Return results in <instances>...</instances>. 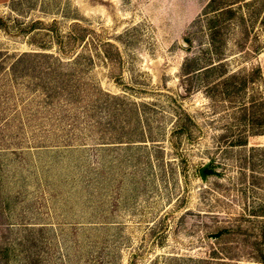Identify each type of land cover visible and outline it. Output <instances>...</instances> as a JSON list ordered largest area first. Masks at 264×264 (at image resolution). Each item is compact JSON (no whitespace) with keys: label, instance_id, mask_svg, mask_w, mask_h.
Segmentation results:
<instances>
[{"label":"rangeland","instance_id":"374dc122","mask_svg":"<svg viewBox=\"0 0 264 264\" xmlns=\"http://www.w3.org/2000/svg\"><path fill=\"white\" fill-rule=\"evenodd\" d=\"M210 1L0 0V264H264V0Z\"/></svg>","mask_w":264,"mask_h":264},{"label":"trees","instance_id":"16d2710c","mask_svg":"<svg viewBox=\"0 0 264 264\" xmlns=\"http://www.w3.org/2000/svg\"><path fill=\"white\" fill-rule=\"evenodd\" d=\"M213 0H211L209 2L210 5V10H213V14L211 15V17L208 20L207 23V27H208V31H209V38L212 41L213 37H214V29H215V25L216 23L219 21V19L223 18V17H229L234 15L235 11L234 8L230 5V3H232L233 1H223L220 3V5L216 6L217 4H213L212 3ZM219 66L215 65V64H210L207 66H203L202 69H204V71H207L209 69L215 68ZM259 68L257 66L251 68L243 78H241L239 81H232L231 78L233 76V74H229L228 76L224 77V78H219L218 80H216L215 82H213V84L215 86H218V88L221 89L222 93L224 95H228L230 93V91L233 90H237L240 89L242 87H244V85L246 83H248L249 81L253 80V74H257L258 73ZM259 109H254L251 110L250 112L247 111L248 115L246 113H243L242 116L246 118V123L249 125L250 127V131L251 133H258L259 130L258 128H254L255 125L262 123L264 121V104H263V108L258 107ZM246 115V116H245ZM236 143H242V140L236 139ZM222 230H219L215 233V236H219ZM260 261L264 262V255L261 254L259 256Z\"/></svg>","mask_w":264,"mask_h":264},{"label":"water","instance_id":"95a60500","mask_svg":"<svg viewBox=\"0 0 264 264\" xmlns=\"http://www.w3.org/2000/svg\"><path fill=\"white\" fill-rule=\"evenodd\" d=\"M207 165V163H205L203 166L200 167L199 169V174H200V177L202 180H204V172H203V169L204 167Z\"/></svg>","mask_w":264,"mask_h":264}]
</instances>
